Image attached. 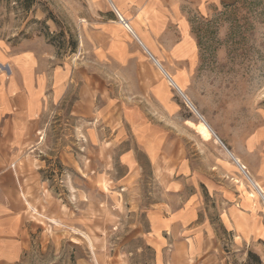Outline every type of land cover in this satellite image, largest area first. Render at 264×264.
<instances>
[{"label": "rangeland", "instance_id": "374dc122", "mask_svg": "<svg viewBox=\"0 0 264 264\" xmlns=\"http://www.w3.org/2000/svg\"><path fill=\"white\" fill-rule=\"evenodd\" d=\"M158 17L161 65L264 189V0H0V83L39 103L0 264H264L263 199L127 37Z\"/></svg>", "mask_w": 264, "mask_h": 264}, {"label": "crops", "instance_id": "0c3cea01", "mask_svg": "<svg viewBox=\"0 0 264 264\" xmlns=\"http://www.w3.org/2000/svg\"><path fill=\"white\" fill-rule=\"evenodd\" d=\"M121 24L124 27L122 22ZM168 25L166 17H158L157 20L153 19L152 23L150 22L149 34L143 36L136 30L142 42L149 49V53H151L149 55L139 45L133 35L125 27L124 29L128 33L127 37L130 42H136L140 48V56L144 57V54H147L151 58V61L152 59H158L162 64L155 54L156 50L160 52L157 46V36ZM153 27H156V29L153 30ZM172 49L174 50L175 46H172ZM178 58L184 60L183 58ZM0 65L3 66L2 64ZM156 68L169 84L168 79L163 75L161 70L157 66ZM153 70V74H155L157 70L154 68ZM141 74L140 72L138 77L139 82L142 80ZM2 86L4 87L3 92L0 91V263H12L21 257L23 246L18 238L20 232L16 230L14 221H12L15 219V216L6 210L5 193L12 191L15 194L16 192L15 184L18 183V176L17 170H13V168L20 157L21 148L26 145L29 138L33 135L39 103L38 99H34L35 96L30 91L31 86H28L25 81L19 82L16 76L10 82L0 83V88ZM169 86L171 85L169 84ZM6 185L11 190H6ZM6 250L8 251L7 254L5 253ZM15 256L17 259H14Z\"/></svg>", "mask_w": 264, "mask_h": 264}, {"label": "bare ground", "instance_id": "6f19581e", "mask_svg": "<svg viewBox=\"0 0 264 264\" xmlns=\"http://www.w3.org/2000/svg\"><path fill=\"white\" fill-rule=\"evenodd\" d=\"M128 28H129V30L131 31V32H133L134 33V31L130 28V26L129 25H126ZM135 34V33H134ZM138 39V41H139V43L141 44V46L143 47V49L148 53V54H151V53H149L150 51H149V49H147V47H146V45L142 42V40L141 39H139V38H137ZM154 62H155V64H156V66L161 70V72L163 73V75L164 76H166V78L168 79V81H169V83L176 89V91H178V93L181 95V97H183V99L185 100V102L187 103V104H189V106H190V108L192 109V110H194V112L199 116V118H200V123H198V124H195V123H193V122H188L189 123V126H191L193 129H195L197 132H198V134L200 135V136H202V138L203 139H205L206 141H209V140H211V138L212 137H214V139H216V141L218 142V143H220L221 145H222V141L220 142L219 140H218V136L217 137H215L214 136V133H215V131H214V129L208 124V122L207 121H205L204 119H203V117L202 116H200L199 115V113L196 111V107L194 106V105H192L191 104V101H189L190 99H189V97L186 95V93L183 91V89L181 88V86L173 79V77L170 75V73L167 71V70H165L164 68H163V66L161 65V63H160V61L158 60V59H155V60H153ZM216 134V133H215ZM223 147H224V149L228 152V154L231 156V158H232V160L234 161V159H233V157L237 160V162L239 163V165H238V163L237 162H235L237 165H238V167L239 168H241V169H246L245 168V166L241 163V161L238 159V158H236L234 155H233V153L229 150V149H226V146L223 144L222 145ZM233 156V157H232ZM244 172V171H243ZM246 172V171H245ZM245 175H246V173H245ZM247 176V175H246ZM249 176V175H248ZM247 176V177H248ZM249 178V180H250V182L252 183V185H253V187L255 188V190L258 192V194H259V196L263 199V201H264V189L260 186V184H258V182H256L254 179H252L251 177H248Z\"/></svg>", "mask_w": 264, "mask_h": 264}, {"label": "water", "instance_id": "95a60500", "mask_svg": "<svg viewBox=\"0 0 264 264\" xmlns=\"http://www.w3.org/2000/svg\"><path fill=\"white\" fill-rule=\"evenodd\" d=\"M116 14L119 16V14H118L117 12H116ZM214 136L217 137L215 133H214ZM217 138H218V137H217ZM218 140H219V138H218ZM219 141H220V140H219ZM220 142H221V141H220ZM221 143H222V142H221ZM222 145H223V143H222ZM226 149H227V148H226ZM232 157H233V156H232ZM233 159H234L235 162H237V160H236L234 157H233ZM237 163H238V162H237ZM238 165H239V163H238ZM242 170L244 171V169H242ZM244 173H246V172L244 171ZM246 175L248 176L247 173H246ZM248 177H249V176H248Z\"/></svg>", "mask_w": 264, "mask_h": 264}, {"label": "built area", "instance_id": "2783aa9c", "mask_svg": "<svg viewBox=\"0 0 264 264\" xmlns=\"http://www.w3.org/2000/svg\"><path fill=\"white\" fill-rule=\"evenodd\" d=\"M188 106H189V104H187ZM244 171H245V169H244Z\"/></svg>", "mask_w": 264, "mask_h": 264}]
</instances>
